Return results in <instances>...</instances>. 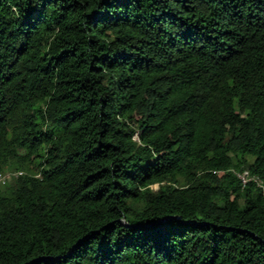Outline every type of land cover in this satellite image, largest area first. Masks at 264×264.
<instances>
[{
  "label": "trees",
  "instance_id": "1",
  "mask_svg": "<svg viewBox=\"0 0 264 264\" xmlns=\"http://www.w3.org/2000/svg\"><path fill=\"white\" fill-rule=\"evenodd\" d=\"M0 174V264H264V0H0Z\"/></svg>",
  "mask_w": 264,
  "mask_h": 264
},
{
  "label": "built area",
  "instance_id": "2",
  "mask_svg": "<svg viewBox=\"0 0 264 264\" xmlns=\"http://www.w3.org/2000/svg\"><path fill=\"white\" fill-rule=\"evenodd\" d=\"M245 175H247V173ZM12 176L13 175H11V174H0V187L7 185V183L10 181V179H12ZM17 176L18 175H16V177ZM243 179H245L244 176H243Z\"/></svg>",
  "mask_w": 264,
  "mask_h": 264
},
{
  "label": "water",
  "instance_id": "3",
  "mask_svg": "<svg viewBox=\"0 0 264 264\" xmlns=\"http://www.w3.org/2000/svg\"><path fill=\"white\" fill-rule=\"evenodd\" d=\"M176 219H179V218H176Z\"/></svg>",
  "mask_w": 264,
  "mask_h": 264
}]
</instances>
